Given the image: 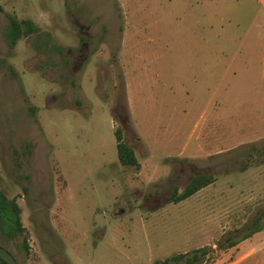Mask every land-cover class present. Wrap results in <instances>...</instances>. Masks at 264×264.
Wrapping results in <instances>:
<instances>
[{"label": "rangeland", "instance_id": "rangeland-1", "mask_svg": "<svg viewBox=\"0 0 264 264\" xmlns=\"http://www.w3.org/2000/svg\"><path fill=\"white\" fill-rule=\"evenodd\" d=\"M8 15L35 26L12 46ZM0 189L18 264L264 252V0H0Z\"/></svg>", "mask_w": 264, "mask_h": 264}, {"label": "trees", "instance_id": "trees-1", "mask_svg": "<svg viewBox=\"0 0 264 264\" xmlns=\"http://www.w3.org/2000/svg\"><path fill=\"white\" fill-rule=\"evenodd\" d=\"M7 26L4 30L3 36L8 45L12 46L16 39L28 32L35 29L32 21L28 18L17 19L12 15L7 16ZM114 144L116 150V157L120 164L132 165L134 167L139 166V162L134 154L133 149L122 139L119 128L113 130ZM213 177L207 173L193 174L183 185L180 190L173 187L170 193V200L176 202L186 196L192 194L200 187L210 183ZM24 189V187H23ZM20 207L16 201V197H8L6 193L0 189V234L6 238H20V244L24 251L28 249L27 237L24 232V227L20 221ZM264 213V209L261 210V214ZM259 218V217H257ZM257 218L254 220L256 223ZM258 227L253 225L243 232L242 238L248 236ZM235 243L234 239H230L226 244L231 245ZM1 245V243H0ZM3 246V245H2ZM4 247V246H3ZM6 248V247H5ZM12 255L13 253L6 248ZM207 253L206 246H198L191 250H186L172 254L165 257L161 262L155 264H206L207 259L205 255ZM14 256V255H13ZM15 257V256H14ZM16 259V258H15ZM17 261V260H16ZM0 264H8L7 261L0 255ZM18 264V262H17Z\"/></svg>", "mask_w": 264, "mask_h": 264}, {"label": "crops", "instance_id": "crops-1", "mask_svg": "<svg viewBox=\"0 0 264 264\" xmlns=\"http://www.w3.org/2000/svg\"><path fill=\"white\" fill-rule=\"evenodd\" d=\"M226 254H219L214 260L213 264H223V260H227L224 264H264V252H241L234 256L228 255L224 258Z\"/></svg>", "mask_w": 264, "mask_h": 264}, {"label": "water", "instance_id": "water-1", "mask_svg": "<svg viewBox=\"0 0 264 264\" xmlns=\"http://www.w3.org/2000/svg\"><path fill=\"white\" fill-rule=\"evenodd\" d=\"M0 255L7 261L8 264H17L15 257L2 245H0Z\"/></svg>", "mask_w": 264, "mask_h": 264}]
</instances>
